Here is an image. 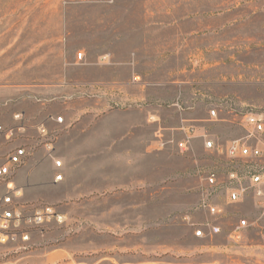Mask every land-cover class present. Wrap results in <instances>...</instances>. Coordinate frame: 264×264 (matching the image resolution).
Instances as JSON below:
<instances>
[{"label":"rangeland","instance_id":"374dc122","mask_svg":"<svg viewBox=\"0 0 264 264\" xmlns=\"http://www.w3.org/2000/svg\"><path fill=\"white\" fill-rule=\"evenodd\" d=\"M113 37L151 39L154 62L166 61L172 78L187 77L188 91L196 86L207 93L192 116L215 109L217 119H226L203 122L212 139L226 144L246 136L240 117L264 101V0H0V121L15 124L23 104L36 117V104L60 100L48 89L64 80L67 58L84 46L96 56ZM86 96L92 103L99 98ZM108 105L117 107L111 99ZM119 106L136 116L133 107ZM104 161L122 169L114 189L97 187ZM249 164L253 170L261 161ZM247 165L207 150L200 139L190 153L153 143L116 160L81 159L78 178L90 188L33 191L37 203L55 205L66 223L34 233L26 249L0 243V264H264L263 210L252 191L240 202L228 199L229 169L248 184ZM212 171L219 179L213 188L206 181ZM204 200L219 212L206 211ZM243 219L247 226L235 232ZM210 225L220 232L209 234Z\"/></svg>","mask_w":264,"mask_h":264},{"label":"crops","instance_id":"0c3cea01","mask_svg":"<svg viewBox=\"0 0 264 264\" xmlns=\"http://www.w3.org/2000/svg\"><path fill=\"white\" fill-rule=\"evenodd\" d=\"M152 44V40L147 38L113 37L102 44L105 49L96 56H92L88 46H84L77 52L82 53L83 61L77 59L76 54L68 57L64 80L48 89L51 93L63 95L60 100L36 104V117L30 114L33 107L26 104L15 112L22 114L24 122L30 126L29 133L12 142L0 136V153L22 143L30 149L27 162L14 177V184L22 191L23 202L37 203L35 200L40 195L33 191L56 186L90 188L87 179L78 178L83 173L81 159L116 160L132 152L135 154L136 150L140 154L145 153L153 143L159 149L177 148V141L185 138V129L189 126L196 127L192 145L197 139L204 144L203 122L213 121L209 116L193 117L192 111L197 110L198 103L207 93L196 86L188 91V86H185L189 82L187 77H170L168 68L164 66L166 61L154 62ZM157 69L160 73L154 79V70ZM76 70H79V76H74ZM94 71L96 73L91 75L90 72ZM193 82L200 83L196 79ZM169 85L176 89L169 91ZM89 93L98 94L99 98L92 103L86 96ZM73 94L79 97L72 98ZM109 99L115 101L117 107L110 108ZM166 101L170 104H164ZM120 104L133 107L136 116H131V109L123 115L122 112L127 110L120 108ZM57 116H63L64 122H56ZM42 122L49 132L45 137H40L33 127ZM154 124L157 128L152 136ZM29 134L36 137L28 138ZM46 141L52 145L47 147ZM162 141L166 143L163 148L159 146ZM56 161H61V165L57 166ZM41 166L46 169L44 176ZM58 174L62 179L56 180ZM121 174L119 165L111 167L102 162L97 171L100 176L97 187L103 190L116 188L120 185Z\"/></svg>","mask_w":264,"mask_h":264},{"label":"built area","instance_id":"2783aa9c","mask_svg":"<svg viewBox=\"0 0 264 264\" xmlns=\"http://www.w3.org/2000/svg\"><path fill=\"white\" fill-rule=\"evenodd\" d=\"M77 59L82 60V53L77 54ZM13 118L17 121L14 125H6L0 121V136L8 142L27 136L30 129L28 123L24 122L22 114L15 113ZM209 118L212 121L219 120L215 109L210 111ZM55 121L63 123L64 118L57 116ZM240 124L245 128L246 136L221 144L212 139L207 131H204L202 133L204 146L207 150L233 161L239 159L248 163L246 171L249 179L248 184L242 182L243 176L237 169H229L228 176L231 185H228L227 189L228 199L230 202H240L252 191L258 206L264 212V101L257 111L243 114L240 117ZM33 127L40 137L49 134L44 122ZM195 134V126L185 129V138L176 143L181 153L191 151ZM44 144L50 147L52 142L46 141ZM165 144L162 141L159 146L163 148ZM28 148L26 144L22 143L11 147L7 152L0 153V187L4 188V192L0 195V243H14L24 249L32 241L34 233L41 232L47 226L62 225L67 221V216L53 204L27 203L21 200L22 191L14 184V177L30 155ZM256 160H260L261 165L252 170V165L249 162ZM56 165H61V161H56ZM59 179H62L61 174L56 176V180ZM206 181L208 186L216 187L219 184L218 174L215 171L208 173ZM202 207L213 214L219 212V209L209 200H204ZM245 226H247V220L243 219L235 228V232ZM220 230L219 226L210 225L208 233L217 234ZM204 234L203 229L195 231L196 236H204Z\"/></svg>","mask_w":264,"mask_h":264}]
</instances>
